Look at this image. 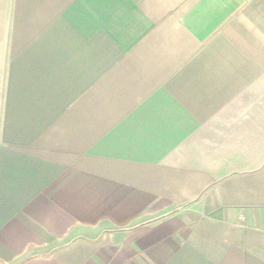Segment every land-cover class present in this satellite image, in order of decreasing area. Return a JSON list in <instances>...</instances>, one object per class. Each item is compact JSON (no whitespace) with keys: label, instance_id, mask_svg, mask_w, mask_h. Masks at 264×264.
Instances as JSON below:
<instances>
[{"label":"crops","instance_id":"0c3cea01","mask_svg":"<svg viewBox=\"0 0 264 264\" xmlns=\"http://www.w3.org/2000/svg\"><path fill=\"white\" fill-rule=\"evenodd\" d=\"M0 264H264V0H0Z\"/></svg>","mask_w":264,"mask_h":264}]
</instances>
